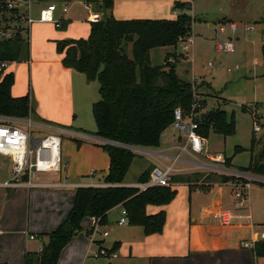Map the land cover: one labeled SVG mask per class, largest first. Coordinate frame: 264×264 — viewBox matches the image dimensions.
Wrapping results in <instances>:
<instances>
[{
  "label": "trees",
  "instance_id": "16d2710c",
  "mask_svg": "<svg viewBox=\"0 0 264 264\" xmlns=\"http://www.w3.org/2000/svg\"><path fill=\"white\" fill-rule=\"evenodd\" d=\"M112 7L113 0L102 1L100 8L104 16L91 22L87 38L59 40L58 49L64 52L62 63L83 73L87 80L98 81L100 98L93 102L92 110L99 137L136 146L157 147L162 133L174 123L175 109L180 107L186 114L192 110L199 85L197 81L186 80L178 74L176 61L154 64L151 50L177 47L181 38L192 34L194 17L187 11L192 9V3L176 0L173 9L178 13L174 19H118L108 13ZM0 12V27L13 30L11 36L0 39V115L27 118L33 112L30 94L13 95L15 73L5 71L2 63L22 61L25 52L29 58V37L23 35L24 30L29 34V29L14 18L13 12L17 11H9L6 0H0ZM65 24L63 21L58 28L62 29ZM261 49L264 66V42ZM169 55L175 56V53ZM200 102L198 111L205 106L203 100ZM199 118V131L205 138L211 130L225 136L236 132L234 117L225 109L212 108L201 112ZM255 142L253 137L252 151ZM95 144L107 151L110 160L103 183L114 185L77 187L67 217L55 229L43 233L48 235V242L40 251L25 252V264H58L62 249L81 229L83 219L89 216L95 223L105 224L107 213L117 205L128 210L129 224L142 226L145 234L163 231L166 211L148 213L147 206L165 205L173 200L177 194L173 182L181 181L184 176L180 175L179 179L172 176L171 185H152L142 191L136 186H125V176L138 153L112 143ZM243 150L240 145L235 148L236 153ZM225 165H231V158L226 157ZM241 170L264 176V147L258 158L252 155L249 165ZM150 172L148 169L142 172L137 181H149ZM236 179L247 180L234 174H220L223 183ZM186 181L192 182L189 178ZM202 188L208 187L204 185ZM252 249L257 257H264V240H257Z\"/></svg>",
  "mask_w": 264,
  "mask_h": 264
},
{
  "label": "crops",
  "instance_id": "0c3cea01",
  "mask_svg": "<svg viewBox=\"0 0 264 264\" xmlns=\"http://www.w3.org/2000/svg\"><path fill=\"white\" fill-rule=\"evenodd\" d=\"M77 1L88 10L85 19L75 18L74 14L72 17L67 16L66 13L70 8L67 3L64 5L68 10L64 12L56 0L47 2L46 6L56 4L55 16L62 22L70 24L69 30L57 31L53 28V25L55 26L53 23L36 21L40 27H43L41 29H48L47 36L60 39H66L71 35L76 37V34L70 33L78 26H81L78 29L86 31L87 24H91L88 19L90 13L96 12L104 16V11L95 1ZM175 1L113 0V7L108 13L118 19H130L162 18L168 17L172 12L175 18L178 13L172 8ZM43 7L45 6L38 9V14ZM225 19L237 24L231 16L226 15ZM32 24L27 26L29 30ZM56 29L61 28L56 27ZM263 31L262 28V34ZM170 47L172 46L162 48L167 50ZM62 58V55L53 54L44 60L34 56L32 61L8 63L5 71L15 73L13 95L21 96L30 91L29 68L31 78L35 81L36 68L52 67L55 70H69L70 68L63 65ZM33 86L35 89L34 82ZM37 88L35 93L41 102L42 96ZM169 127L162 133L159 146L143 147L144 150L137 152L134 160L140 156L138 158L143 162L137 179L142 172L147 169L151 171L155 165L170 163L172 156L178 153L173 151L185 141L184 136L169 131ZM64 131L92 141L97 140L96 137L87 135L83 131L66 129ZM163 135L165 139H162ZM143 153L149 156L144 157ZM183 157L189 161L179 162V167L183 168L179 171V175H183V172H188V175H184V179L180 182L174 183L173 187L177 189L176 196L168 204L147 206L148 213H156L162 209L166 211V222L161 233L147 235L142 226L119 224L123 206L117 205L107 213L105 224L94 226V218L85 217L81 229L62 249L58 264H234L231 258L239 259L242 264H259L260 257L254 254L253 249L242 246L245 238L256 239L257 236L256 221L251 211L252 199L250 200L249 197L248 212L235 213L232 181L223 183L214 180L212 172L201 168L194 157L188 154ZM109 164L110 160L108 168ZM231 173L235 172H225V174ZM2 175L0 180L8 179L11 177V172L9 176ZM90 175L93 176L94 172L91 171ZM187 178L192 182L186 181ZM33 183L32 186L24 183L14 187L0 186V263L25 264V252L40 251L44 243L48 242V235L43 233L52 231L67 217L74 203L76 188L102 182L92 179L80 182L67 180L56 182L42 180L36 176ZM136 183L137 180H127L125 176L123 185L133 186ZM204 185L208 188H202ZM227 185L231 187L234 203L231 202V193L227 190ZM220 209L231 211L233 215L231 223L222 224L217 220L215 213ZM105 232L108 233L105 235ZM100 248H106L108 252L115 251L117 256H100L98 255Z\"/></svg>",
  "mask_w": 264,
  "mask_h": 264
},
{
  "label": "rangeland",
  "instance_id": "374dc122",
  "mask_svg": "<svg viewBox=\"0 0 264 264\" xmlns=\"http://www.w3.org/2000/svg\"><path fill=\"white\" fill-rule=\"evenodd\" d=\"M49 1L53 0H34L31 7V10H34L32 14L38 15V9L41 6H46ZM92 1L100 6L103 0ZM183 1L194 4L193 10H187L194 17L192 23L193 44L187 52L182 49V46L187 42H179L177 47L172 46L167 50L162 47L155 48L151 50L152 62L161 65L168 61H176L178 64L177 72L182 78L190 81L196 79L197 85H199L196 91L199 95L198 99L205 103L204 108H201L202 112L212 108H222L228 112L229 116L234 117L236 132L225 136L211 130L206 138L207 151L213 155L221 153L224 157L232 160L229 167L219 162H213V164L223 166L230 171L242 172L241 168L249 165L252 155L258 158L264 147V66L261 49L264 42V31L263 34L261 33L262 28L264 30V0ZM56 2L60 4V7L65 3L68 4L70 8L66 13L67 16L72 17L74 14L73 17L75 18L85 19L88 14V10L77 0H56ZM226 15L231 16L237 22L238 29L236 32L230 28L226 32H221L220 27L228 24L225 19ZM173 16L171 12L168 17L162 18L174 19ZM20 24L25 25L22 22ZM69 25L67 22L62 29H56L54 25L53 28L57 31L69 30ZM80 27L78 26V28ZM86 27V31L73 28L74 30L70 34H76V37L71 35L72 37L68 38H87L90 35L91 24L88 23ZM247 27L248 29H246ZM41 28L43 27H40V24L34 22L29 34L25 30L23 31V35L29 37L30 53L28 58V53L25 52V58L22 61H32L34 56L44 60L53 54L64 57V52H60L58 49V42L62 39L47 36L48 29ZM77 31H82V33H76ZM231 39L235 40L233 52L217 49L219 40L229 41ZM172 53H175V56L170 57L169 54ZM35 73H37L35 75L36 81L31 78L32 74L29 68L30 91L26 94H30V98L32 96L31 106L33 109L29 117L32 121L43 124L44 128H30L34 136L42 137L52 132L60 135L62 140L61 170L41 171L37 172L36 176L42 180L56 182L61 180L80 182L87 179L104 182L109 156L102 146L95 144V142L103 141L99 139L92 141L64 131V129L83 131L87 135L100 138L97 134V125L92 110L93 102L100 98L98 81L87 80L83 73L73 68L69 70H55L52 67L36 68ZM33 82L35 89H33ZM36 88L42 96V105L35 93ZM253 108L257 109L258 115L256 117L253 115ZM255 121L261 124L262 129L260 131H254ZM20 126L29 129L27 124ZM169 131L182 135L186 139L184 130L175 127L173 124L170 125ZM253 137H255L256 142L252 151ZM165 138L163 135L162 139ZM238 145L244 147V150L236 153L235 148ZM177 152L178 150L173 151V153ZM206 154L200 155V159L212 162L205 157ZM142 155L144 157L149 156L144 153ZM183 155L187 154L183 153ZM138 157L132 162L126 174L127 180H137V176L143 167V162ZM10 165V159L0 156V175L9 176ZM175 166L179 167V162ZM91 171L94 172L93 176L90 175ZM208 171L212 172L214 180L220 181V174L223 170ZM187 173L183 172L182 176L188 175ZM173 176L178 178L179 172H174ZM177 182L180 181H174L173 185ZM250 183L248 199L249 197L250 200L252 199L251 211L256 221L255 231L260 233L264 231V183L254 179H251ZM179 184L177 185L179 186ZM230 188V185H227V190L231 193ZM230 199L233 202L232 193ZM249 204L250 202L247 200L246 206L240 207L235 201L233 211L235 213L248 212ZM245 240L252 239L245 238ZM228 258L230 259V257ZM259 259V264H264V257ZM231 261L234 264H242L236 258H231Z\"/></svg>",
  "mask_w": 264,
  "mask_h": 264
},
{
  "label": "built area",
  "instance_id": "2783aa9c",
  "mask_svg": "<svg viewBox=\"0 0 264 264\" xmlns=\"http://www.w3.org/2000/svg\"><path fill=\"white\" fill-rule=\"evenodd\" d=\"M34 0H6V5L9 11H17L14 13V18L18 22L25 23L26 26L39 21L53 23L56 27H59L62 23L60 19L55 16L57 11L56 4H48L40 9L37 17L32 15V4ZM68 7L63 5L62 11L66 12ZM89 21L95 22L102 19V14L92 12L88 16ZM230 28L233 32H236L238 25L235 22H228L227 25L220 27L221 32H226ZM248 29V27L246 28ZM13 34L12 29L0 27V39L9 37ZM180 42H187L182 46L184 52L190 48L193 44V35H189L186 38H181ZM217 49L221 51L233 52L235 50V40L229 41L219 40L217 42ZM8 63H2V67L6 69ZM196 79L193 81L195 82ZM201 106V102L198 99V94H195V102L192 106V110L189 113H185L182 108L178 107L174 113L173 125L177 128L184 130L186 139L183 143L177 147L178 153L172 156L171 163H162L155 165L150 172V180L147 182H138L133 186L138 187L141 191L145 190L152 185H171L172 176L174 172H179L183 168L176 167L178 162L189 161L183 157V153L189 154L201 168L209 170H223L225 167L215 165L213 162H219L225 164L226 157L221 153L213 155L207 151V140L200 133L201 119L199 115L202 111L197 109ZM253 115H258L257 109L253 108ZM27 120V121H26ZM188 120V121H187ZM261 122V121H260ZM264 123V122H263ZM28 125L29 129H24L20 125ZM30 127L44 128L43 124L32 121L30 118H20L13 116L0 115V156L6 157L11 161V177L8 179L0 180L1 187H14L20 184H27L32 186L33 179L36 177L37 172L41 171H59L62 168V156H61V136L56 133H47L44 136H34ZM262 129L261 124L257 121L254 122V131H260ZM67 132V131H66ZM206 156L210 161L200 159V155ZM225 173L226 170H223ZM222 172V173H223ZM227 173V172H226ZM234 175L243 179H236L232 181L233 192L235 201L240 207H245L248 199V191L251 188L250 180L264 182V180L256 177L259 175L250 172H235ZM263 177V176H261ZM96 186H112L110 183H95ZM217 220L222 224H229L233 219V215L229 210H218L215 213ZM119 224L129 223V212L125 207H122L121 216L118 220ZM100 223H94V226ZM108 232H105V235ZM257 240H264V231L257 233L256 239L242 241V246L245 248H253ZM98 255L105 257H115L117 253L114 251L108 252L106 248H100Z\"/></svg>",
  "mask_w": 264,
  "mask_h": 264
},
{
  "label": "water",
  "instance_id": "95a60500",
  "mask_svg": "<svg viewBox=\"0 0 264 264\" xmlns=\"http://www.w3.org/2000/svg\"><path fill=\"white\" fill-rule=\"evenodd\" d=\"M159 80L161 81L162 80V76L159 77ZM105 143H112V144H115V145H120V146H123V147H127V148H130L134 151H142L144 150L145 148L143 147H140V146H136V145H131V144H125V143H121V142H117V141H113V140H110V139H105V138H97ZM223 170H226V172H237V171H230L229 169L227 168H224ZM256 176V175H255ZM262 180H264V177H261V176H256Z\"/></svg>",
  "mask_w": 264,
  "mask_h": 264
}]
</instances>
